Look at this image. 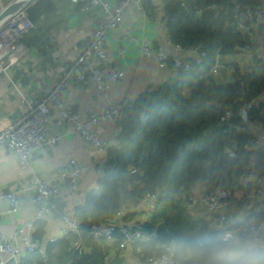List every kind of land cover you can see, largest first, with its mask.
<instances>
[{"label": "trees", "instance_id": "trees-1", "mask_svg": "<svg viewBox=\"0 0 264 264\" xmlns=\"http://www.w3.org/2000/svg\"><path fill=\"white\" fill-rule=\"evenodd\" d=\"M235 1L245 7L264 5V0H167L170 39L183 48L202 47L205 55L199 61L191 59L189 70H178L121 108L118 139L109 148L96 187L78 209L86 251L74 259L75 264H108L107 241L88 237V231L111 220L123 202L136 201L148 191L158 193V209L144 223L150 234L144 253L149 255L172 243L176 259H181L187 245L217 234L185 206L196 182H204V192L225 188L231 197L236 196L245 187L239 179L241 164L251 162L252 153L257 172L264 175V144L244 149L249 136L241 128L239 107L234 108L228 131L218 124L224 109L235 99L248 101L264 91V57L257 58L248 70L233 63V76L226 81L212 72L217 54L234 53L249 45L231 17ZM211 3L227 7L225 11L197 13L198 8ZM251 114L257 119L259 112L252 108ZM231 149L241 157L231 156ZM132 213L127 212L126 218ZM76 237L72 234L62 242L70 246ZM51 250L49 245L27 254L19 264H55Z\"/></svg>", "mask_w": 264, "mask_h": 264}, {"label": "crops", "instance_id": "crops-1", "mask_svg": "<svg viewBox=\"0 0 264 264\" xmlns=\"http://www.w3.org/2000/svg\"><path fill=\"white\" fill-rule=\"evenodd\" d=\"M109 1L115 3L117 0ZM166 2L167 0L143 1L141 8L129 9L123 24L109 32L105 49L112 64L125 71L121 82L112 83L106 91L97 90L94 83L86 87H80L75 83L66 86L64 100L79 111L83 119L92 112L103 111L109 104H115L121 109L124 105L134 102L141 93L157 88L177 73L171 67H158L153 57L144 56L139 45L129 41L125 35L126 29L140 40L150 42L154 47L163 46L171 54L178 53L191 59L197 57L198 48L180 50L176 49L174 42H170ZM34 4L29 9V15L35 26L24 36L13 55L15 62L9 73L0 74V129L25 114L30 105L37 104L58 83L65 69L75 62L92 37L95 10H83L79 4L71 0H39ZM246 32L250 34L249 45L234 53L217 54L213 67L217 66L218 72L214 75L219 79L226 81L232 78L233 63H237L243 70L255 65L256 55L264 47V21L253 24ZM119 46L124 47L123 54L118 52ZM254 104L255 110L261 114L264 122V91L256 97ZM92 128L102 138L120 133L119 120L98 123ZM52 134L61 135V141L34 154L36 169L45 176L53 177L65 168L70 158L75 157L83 166L82 180L75 192L63 188V193L52 200L56 206L38 222L36 229L31 233L40 242L42 249L52 245L50 255L55 264H64L65 257L72 251L62 240L50 243L49 239L62 226L63 212L69 210L71 216L79 214V207L86 203L88 194L96 187L102 176L106 159L100 150L74 130L72 124H52L48 135ZM252 135L256 143L253 144V148L264 144V127L252 131ZM252 156L253 153L250 159H255V156ZM31 180L27 169L20 166L17 155L6 146L0 145L1 232L11 233L34 216L36 205L32 199L33 191L28 188ZM244 185L245 187L231 198L224 209L227 215L224 222H220L221 213L211 212L204 205L187 209L194 218H203L217 233L242 234L248 222L264 219V212L261 210L264 197L256 195L257 187L264 188V181L259 183L255 177H250ZM9 191H18L21 194V207L13 213L7 211L9 201L2 197L3 193ZM204 191V182L198 180L193 193ZM132 216L140 223L150 219L142 209L134 211ZM146 242L147 240L143 241L141 255L136 254L131 247L122 250L118 248V242L111 243L109 246L113 247V252L110 258H107L108 264H145L143 258L146 255L144 253ZM260 247L264 250V244H260ZM26 255L19 257L18 264ZM177 259L183 264L187 262L184 255Z\"/></svg>", "mask_w": 264, "mask_h": 264}, {"label": "built area", "instance_id": "built-area-1", "mask_svg": "<svg viewBox=\"0 0 264 264\" xmlns=\"http://www.w3.org/2000/svg\"><path fill=\"white\" fill-rule=\"evenodd\" d=\"M38 0H6L0 1V74L9 73L14 64L16 50L21 45L24 36L35 26L29 15V8ZM77 3L83 10L96 11L94 29L88 46L82 51L75 62L63 72L59 82L35 105H30L29 110L15 121L0 129V145L6 146L13 151L22 168L27 169L32 180L28 185L33 191V201L36 205L34 216L26 223L18 226L11 233L0 231V264H6L8 259L15 257L17 261L21 255L43 251L42 245L36 240L32 233L38 222L56 205L52 201L63 193V188L71 192L79 189L83 166L75 157L69 159L67 165L57 175L48 177L38 171L35 167L33 156L39 150L50 147L51 144L61 141V135H48L52 124H72L75 131L81 133L84 139L103 153L107 160L109 148L116 143L119 134L114 133L109 138H102L96 133L92 126L98 123L118 120L121 117V109L115 104H109L101 112H92L83 119L81 113L68 105L63 98L64 90L69 83H75L80 87H86L94 83L99 91H106L112 83H119L125 76V71L117 68L111 62L110 56L105 49L108 34L112 29L121 26L129 9L142 7L145 0H117L115 3L109 0H71ZM224 3H211L203 8H198L197 13L204 10L225 11ZM231 17L236 21L237 27L244 31L250 30L255 23L264 21V5L259 7L243 6L235 1L231 8ZM125 35L130 42L139 45L141 53L146 57H153L160 68L171 67L175 71L189 70L191 58L184 57L178 53L171 54L163 46L154 47L150 42L140 40L137 36L125 30ZM170 42H173L170 40ZM176 49H184L181 44L173 43ZM118 52L123 54L124 47L119 46ZM205 52L196 54V60H200ZM264 57V47L256 55V58ZM212 72L217 73V66L212 67ZM256 97L248 101L237 98L231 102L220 116L218 124L228 131L231 118L234 115L235 106L239 107V116L242 121V129L249 136L244 144L248 150L255 143L252 131L264 127L259 113L255 119L251 110L254 108ZM56 114V115H55ZM233 157H241V153L235 149L229 150ZM253 157V156H252ZM132 171H136L133 168ZM250 177H255L257 182L264 181V175H260L251 162L241 164L240 181L246 182ZM256 195L264 197V188L257 187ZM8 199V212H16L21 207V194L18 191H9L2 194ZM231 193L225 188L213 191L193 193L185 198L187 208L196 205H204L207 210L220 214V222L227 219L224 209L231 200ZM142 209L146 216H151L158 209V193L148 191L136 201H125L116 210L108 222L93 227L87 236L95 240L104 238L107 241L106 258H110L113 252L111 243H119L118 248H132L136 254H142L143 241L148 240L150 234L144 227V222H138L133 216L126 218L127 212ZM144 209V210H143ZM264 212V201L261 204ZM63 224L59 231L50 237V243H57L62 239L75 234L77 237L69 246V250H76L70 264H75L86 251L85 239L81 233V220L78 215L71 216V211L62 213ZM243 235L251 236L264 244V219L248 222L242 230ZM145 264H183L176 259V248L172 243L162 246L161 251L144 255ZM45 264V263H43Z\"/></svg>", "mask_w": 264, "mask_h": 264}, {"label": "clouds", "instance_id": "clouds-1", "mask_svg": "<svg viewBox=\"0 0 264 264\" xmlns=\"http://www.w3.org/2000/svg\"><path fill=\"white\" fill-rule=\"evenodd\" d=\"M184 256L188 264H264L260 241L235 232L197 240L186 246Z\"/></svg>", "mask_w": 264, "mask_h": 264}, {"label": "water", "instance_id": "water-1", "mask_svg": "<svg viewBox=\"0 0 264 264\" xmlns=\"http://www.w3.org/2000/svg\"><path fill=\"white\" fill-rule=\"evenodd\" d=\"M244 35L246 37V40H250V34L248 32H244ZM202 47H198V52L200 53L202 51ZM76 250L73 248L70 255L66 256L64 259V264H68V261L75 255ZM6 264H18V261L15 257H11Z\"/></svg>", "mask_w": 264, "mask_h": 264}, {"label": "rangeland", "instance_id": "rangeland-1", "mask_svg": "<svg viewBox=\"0 0 264 264\" xmlns=\"http://www.w3.org/2000/svg\"><path fill=\"white\" fill-rule=\"evenodd\" d=\"M185 201V200H184ZM185 203V206H187V204H186V202H184ZM201 205V204H200ZM153 215V214H152ZM147 217V216H146Z\"/></svg>", "mask_w": 264, "mask_h": 264}]
</instances>
